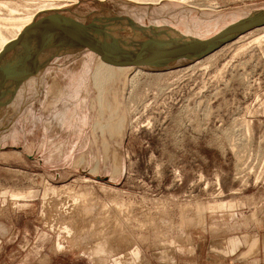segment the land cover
Instances as JSON below:
<instances>
[{"label":"rangeland","instance_id":"374dc122","mask_svg":"<svg viewBox=\"0 0 264 264\" xmlns=\"http://www.w3.org/2000/svg\"><path fill=\"white\" fill-rule=\"evenodd\" d=\"M0 1L8 37L53 2L63 5L42 12L99 17L134 36L151 30L127 16L160 33L207 36L264 8V0ZM213 51L164 68L58 56L24 73L0 106V264H181L209 239L258 224L264 26ZM13 189L31 193L13 199Z\"/></svg>","mask_w":264,"mask_h":264},{"label":"water","instance_id":"95a60500","mask_svg":"<svg viewBox=\"0 0 264 264\" xmlns=\"http://www.w3.org/2000/svg\"><path fill=\"white\" fill-rule=\"evenodd\" d=\"M127 18L151 31L134 36L109 27L99 17L86 20L60 11L41 12L18 26L0 51V106L24 73L55 57L83 55L113 67L164 68L202 57L242 33L264 26V8L250 11L207 36L173 27L171 32L160 33L152 24Z\"/></svg>","mask_w":264,"mask_h":264},{"label":"crops","instance_id":"0c3cea01","mask_svg":"<svg viewBox=\"0 0 264 264\" xmlns=\"http://www.w3.org/2000/svg\"><path fill=\"white\" fill-rule=\"evenodd\" d=\"M202 237V238H201ZM205 234L199 238L204 239ZM213 239L199 248L181 264H264V215L253 228L231 236ZM39 264V263H37ZM50 264V263H46Z\"/></svg>","mask_w":264,"mask_h":264},{"label":"bare ground","instance_id":"6f19581e","mask_svg":"<svg viewBox=\"0 0 264 264\" xmlns=\"http://www.w3.org/2000/svg\"><path fill=\"white\" fill-rule=\"evenodd\" d=\"M75 1H77V0H74L73 2H75ZM68 2V1H67ZM1 3H3V1H0V4ZM60 3L61 2H53V3H49V4H47V5H45V6H43V8L41 9V10H39L37 13H35V14H32V15H28V16H26L25 18L24 17H21V19H19L20 21H22V24L23 23H25V22H28V21H30L32 18H33V16H36V15H38V14H40L42 11H44V10H47V9H50V8H56V7H60V6H62V5H60ZM167 4V3H166ZM66 5V4H65ZM138 5V4H137ZM145 5V4H144ZM165 5V4H164ZM67 6V5H66ZM166 6H168V5H166ZM65 8V7H64ZM151 11V10H150ZM46 12H48V11H46ZM135 18V17H134ZM135 20H137V19H135ZM0 21H1V17H0ZM21 24L19 23V24H17V26H20ZM253 29H255V28H253ZM253 29H250L249 31H251V30H253ZM249 31H246V32H244V33H242V34H245V33H247V32H249ZM189 32V31H188ZM187 33V32H186ZM189 34V33H188ZM241 34V35H242ZM241 35H239V36H241ZM238 36V37H239ZM238 37H236L237 39H238ZM243 37V36H242ZM235 38V39H236ZM10 39V37H8V36H6L4 33H3V28H2V25H1V23H0V47L2 48L3 47V45L8 41ZM235 39H233V40H235ZM257 41L258 40H260L259 38L258 39H256ZM214 52V51H213ZM212 53V52H211ZM208 54H210V53H208ZM208 54H206V55H208ZM206 55H204V56H206ZM204 56H202V57H204ZM202 57H199V58H202ZM199 58H197V59H199ZM197 59H194V60H197ZM201 60V59H200ZM70 68V67H69ZM97 70H99L98 68H97ZM41 72V71H40ZM39 72V73H40ZM96 76V75H95ZM28 80H30V78L28 79ZM28 80H26V81H28ZM20 94V93H19ZM18 95V94H17ZM19 98V97H18ZM23 98V97H22ZM21 98V99H22ZM20 100V99H19ZM18 100V101H19ZM68 108V107H67ZM68 112V111H67ZM66 113V112H65ZM66 115V114H65ZM64 119H65V117H64ZM31 193V191H22V190H17V189H13V190H11V192H10V194H11V196L13 197V199L14 198H22L23 196H26V195H28V194H30ZM24 198V197H23ZM198 207V206H197ZM200 208V207H199ZM102 249V248H101ZM102 251V250H101Z\"/></svg>","mask_w":264,"mask_h":264}]
</instances>
